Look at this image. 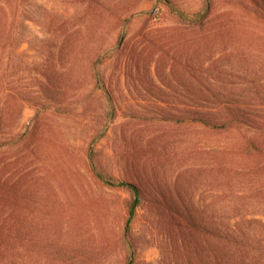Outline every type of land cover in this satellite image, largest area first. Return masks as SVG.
<instances>
[{
  "label": "rangeland",
  "instance_id": "rangeland-1",
  "mask_svg": "<svg viewBox=\"0 0 264 264\" xmlns=\"http://www.w3.org/2000/svg\"><path fill=\"white\" fill-rule=\"evenodd\" d=\"M24 1L33 19L10 79L20 76L26 94L44 72V82L66 87L39 112L24 99L15 129L23 137L5 147L0 264H156L167 228L156 216L168 208L141 200L126 232L132 193L121 180L149 191L158 183L168 205L190 196L214 212L223 164L234 195L264 194V34L234 23L246 20L237 6L247 0ZM208 87L242 103L246 123L212 129L159 118L213 100Z\"/></svg>",
  "mask_w": 264,
  "mask_h": 264
},
{
  "label": "trees",
  "instance_id": "trees-1",
  "mask_svg": "<svg viewBox=\"0 0 264 264\" xmlns=\"http://www.w3.org/2000/svg\"><path fill=\"white\" fill-rule=\"evenodd\" d=\"M244 4L239 1L238 12L242 19L234 21L236 31H250V24L261 30L259 37L264 34V0H247ZM169 11L176 16H182L183 12L177 10L170 2H167ZM210 7L206 4L202 14L209 13ZM34 7L29 6L24 0H0V201L5 202L6 192L11 186L6 181L7 169L10 164L6 161L5 147L23 137V133L16 131L24 99L31 101L36 111L46 107L45 102L50 101L52 93L62 91L63 85L54 82H44L40 76L50 78L46 72L34 76V85L38 90L32 94H26L22 87L20 76L10 79V75H18L22 69L18 68L22 62L13 61V52H17L26 41L22 35V28L26 20H32ZM225 16L231 12H224ZM201 17H203L201 15ZM221 17H218V19ZM210 22H207V24ZM221 38L229 31L224 28L226 22L219 19L217 22ZM51 25L55 24L52 20ZM198 26H204L201 18L196 22ZM20 75V74H19ZM52 78L54 79L53 75ZM50 83V84H49ZM208 93L214 95L209 102H190L180 109L181 114H161L162 120L172 123L188 122L201 124L212 129H222L246 123L243 118V105L240 102H227L219 100L212 88ZM39 94V95H37ZM59 93V92H57ZM27 96V97H26ZM42 96V97H41ZM38 98H41L40 101ZM173 109V108H171ZM264 121V119H263ZM249 144L254 142L249 141ZM224 154V151H221ZM223 160V158H222ZM219 171V187L221 195L217 199V210L210 209L200 211L191 203L190 196L181 197L178 203L173 201L168 205V199L164 190L158 183L153 184V190L149 191L147 185L134 183L131 180H121L117 186L124 187L132 193V198L127 209L125 229L127 232L130 219L141 200L145 203L158 204V209L168 208L167 213L157 214L159 222L166 226V248H161V259L156 264H264V194H257L251 198L234 195L231 177L226 175L227 168L223 164L217 167ZM225 174V175H224ZM177 185V184H176ZM176 187L178 195L188 190L186 185ZM8 197V195H7ZM257 206L262 211L251 213L247 207ZM166 208V209H167Z\"/></svg>",
  "mask_w": 264,
  "mask_h": 264
}]
</instances>
